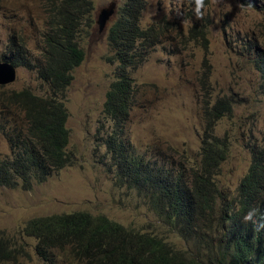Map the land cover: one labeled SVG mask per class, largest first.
Wrapping results in <instances>:
<instances>
[{
	"label": "rangeland",
	"instance_id": "rangeland-1",
	"mask_svg": "<svg viewBox=\"0 0 264 264\" xmlns=\"http://www.w3.org/2000/svg\"><path fill=\"white\" fill-rule=\"evenodd\" d=\"M90 1L94 24L79 37L85 60L72 71L64 101L74 162L30 189H0V236L23 247L16 264H45L35 254V240L24 234L30 220L75 212L106 216L176 249L197 248V238L179 237L144 195L115 174L106 146L113 124L104 105L118 64L107 36L123 0ZM144 1L140 25L156 27L162 37L132 73L135 101L124 128L126 142L146 160L182 170L197 167L206 109L227 98L233 112L218 122L215 135L229 143L218 181L232 196L253 155L264 153V75L257 69L264 68V0H204L200 15L195 0ZM112 2L115 14L100 33L97 16ZM48 22V6L40 0H0V62L14 54L35 64ZM15 67V82L0 86V158L10 155L5 132L24 123V114L8 101L11 92L49 94L37 71L29 69L33 66ZM66 253H59L57 264H74Z\"/></svg>",
	"mask_w": 264,
	"mask_h": 264
},
{
	"label": "trees",
	"instance_id": "trees-1",
	"mask_svg": "<svg viewBox=\"0 0 264 264\" xmlns=\"http://www.w3.org/2000/svg\"><path fill=\"white\" fill-rule=\"evenodd\" d=\"M40 1L49 13L42 56L35 64L12 53L13 58L4 56L3 61L33 66L29 69L37 71L49 94L24 89L8 96L10 104L24 114V123L5 132L10 155L0 158V189L19 185L30 189L34 182L43 183L74 162L68 150L69 113L64 101L72 71L85 60L79 37L85 27H93V6L90 0ZM144 5V0H123L108 30L118 66L104 105V114L113 124L106 146L117 178L144 195L179 237L197 238V248L176 249L158 236L87 212L34 218L25 225L24 234L35 240V254L45 264H57L62 252L74 264H264V228L257 231L251 222H244V216L256 209L254 219L264 223L263 153L253 155L232 196L224 194L218 181L229 143L215 130L233 112L232 101L222 98L207 107L197 167L182 170L172 163L146 160L126 142L124 128L135 101L132 73L162 37L156 27H141ZM257 69L264 75V68ZM22 250L0 236V264L18 263Z\"/></svg>",
	"mask_w": 264,
	"mask_h": 264
},
{
	"label": "water",
	"instance_id": "water-1",
	"mask_svg": "<svg viewBox=\"0 0 264 264\" xmlns=\"http://www.w3.org/2000/svg\"><path fill=\"white\" fill-rule=\"evenodd\" d=\"M116 3L112 2L108 7L103 8L97 16L96 24L99 32L102 33L110 19L114 16ZM113 19V18H112ZM17 77V69L14 65L7 62H0V86H6L15 82Z\"/></svg>",
	"mask_w": 264,
	"mask_h": 264
},
{
	"label": "clouds",
	"instance_id": "clouds-1",
	"mask_svg": "<svg viewBox=\"0 0 264 264\" xmlns=\"http://www.w3.org/2000/svg\"><path fill=\"white\" fill-rule=\"evenodd\" d=\"M196 2V12L198 15L201 14V9L204 8V0H195ZM264 156V153L263 155ZM257 215V210L252 209L244 216V222H251L255 230L259 231L261 228H264V223L259 222L257 219H254Z\"/></svg>",
	"mask_w": 264,
	"mask_h": 264
}]
</instances>
